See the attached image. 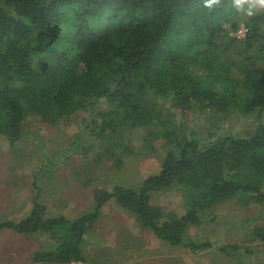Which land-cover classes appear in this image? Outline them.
<instances>
[{
	"label": "trees",
	"instance_id": "trees-1",
	"mask_svg": "<svg viewBox=\"0 0 264 264\" xmlns=\"http://www.w3.org/2000/svg\"><path fill=\"white\" fill-rule=\"evenodd\" d=\"M234 2L0 0V133L9 144L24 133L29 115L57 124L88 109L78 130L104 140L107 150L127 149L129 135L139 130L143 149L158 136L166 150L158 173L136 188L93 189V208L76 217H47L35 197L24 218L0 221V231L47 235L50 246L32 253L28 264L90 262L95 249L86 233L108 201L160 241L191 252L211 244L185 241V229L215 206L235 196L264 205V121L247 136L202 139L165 118L156 102L168 99L183 111L215 118L264 112V7L245 22L236 46ZM236 48L248 53L232 61ZM99 102L105 108L94 112ZM174 185L184 191L182 212L152 202ZM250 234L264 243V223ZM240 247L216 249L230 254Z\"/></svg>",
	"mask_w": 264,
	"mask_h": 264
},
{
	"label": "rangeland",
	"instance_id": "rangeland-1",
	"mask_svg": "<svg viewBox=\"0 0 264 264\" xmlns=\"http://www.w3.org/2000/svg\"><path fill=\"white\" fill-rule=\"evenodd\" d=\"M234 1L233 20L239 27L264 7V0ZM241 42L242 39H237L236 46ZM232 51L229 55L232 61L248 53L241 48ZM156 102L165 118L183 123L202 139L226 134L247 136L257 123L264 121V112H232L224 118H215L208 111H183L168 99L159 98ZM104 108L105 104L99 102L93 111ZM89 113L88 109L78 110L57 124L29 115L22 122L24 133L13 145L0 133V221L24 218L35 197L44 203L47 217H76L93 208V189L111 190L115 185L136 188L145 177L159 172L166 153L160 137L150 142L152 148L143 149V130L138 134L132 131L127 149L117 145L107 150L104 140L78 130L79 121L87 119ZM123 132L126 135L128 131ZM182 192L181 186L174 185L153 197L152 202L182 212L185 210ZM262 223L264 205L232 197L215 206L212 215L203 217L199 224L185 229V241L211 244L205 250L191 252L183 246L173 247L160 241L149 229L141 227L131 213L108 201L86 233L95 249L90 262L70 264H264V243L250 234L253 226ZM49 244L42 232L25 236L2 230L0 264H28L32 253ZM228 244L241 247L230 254L216 249ZM244 250L250 252L246 254Z\"/></svg>",
	"mask_w": 264,
	"mask_h": 264
},
{
	"label": "built area",
	"instance_id": "built-area-1",
	"mask_svg": "<svg viewBox=\"0 0 264 264\" xmlns=\"http://www.w3.org/2000/svg\"><path fill=\"white\" fill-rule=\"evenodd\" d=\"M245 34H246L245 26H240L234 32H232V35L235 36L237 39H244Z\"/></svg>",
	"mask_w": 264,
	"mask_h": 264
}]
</instances>
